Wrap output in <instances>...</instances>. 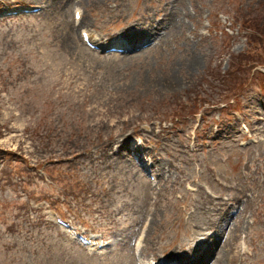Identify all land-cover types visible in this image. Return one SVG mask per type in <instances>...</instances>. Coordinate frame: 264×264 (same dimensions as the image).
I'll use <instances>...</instances> for the list:
<instances>
[{"label": "rangeland", "instance_id": "obj_1", "mask_svg": "<svg viewBox=\"0 0 264 264\" xmlns=\"http://www.w3.org/2000/svg\"><path fill=\"white\" fill-rule=\"evenodd\" d=\"M13 4L45 11L0 19V264H188L236 224L219 264H264V0ZM50 207L117 247L89 254Z\"/></svg>", "mask_w": 264, "mask_h": 264}, {"label": "bare ground", "instance_id": "obj_2", "mask_svg": "<svg viewBox=\"0 0 264 264\" xmlns=\"http://www.w3.org/2000/svg\"><path fill=\"white\" fill-rule=\"evenodd\" d=\"M68 1L71 3V5L73 7L75 5H77V7H78V3L79 4H82L83 1H86V2L96 1L97 2V1H100V0H68ZM79 13L82 16V18L80 19L79 24H85V26H87L88 20H87V17L85 18V16H84L85 10L82 11V13L81 12H79ZM56 15L57 14L54 15V19L57 20L59 18ZM63 16H64V23L65 24L64 23L59 24V26H61L60 27L61 35L65 39L67 38L66 39V42H68V45H73V44H75V41H74V37L73 36L76 35V29H77V26L78 25L76 23L69 22V19L67 18L68 17V14L67 13L64 12L63 15H62V17ZM29 18H31V17H29ZM68 45L66 47H68ZM77 47H79L78 44L75 47L72 46L70 49L68 47V49H66V50L74 51ZM116 55H118V54H116ZM189 64H190V66H193V65L195 66V65H197V62L195 60H193V61L191 60V62H189ZM120 143H122V142H120ZM121 145L124 146V144H121ZM137 149L140 150L139 148H137ZM115 154H116L117 158H123V156H122L123 154H122L121 151H119V152H117ZM125 160H127V161H125V163L127 165H128V162H130L134 166V163L131 160V158L129 159V157H127ZM151 167L154 168L155 166L152 165ZM214 224L219 225L220 222H215ZM216 229H215V232L217 231ZM230 231H231L230 238H229V240L227 239L226 246L224 247V250H222L221 252L220 251L219 252H214V248L218 244H217V240H212L210 243H208V246L204 249V252H203L202 256L199 259H194L193 261H190L188 264H205V260L206 259H212V261L210 262V264H212L213 261H214V264H219L220 263V260L223 259L224 256L228 254V252H234V249H233V246H232V244L234 245V243L232 242V239L235 242L236 237L238 236V233L240 231V226L238 224H236L233 228H231ZM230 246H232V247H230ZM224 252H226L227 254H224ZM213 253H214V255H213ZM170 256L175 259L176 264H186L185 263V259L186 258L182 254L174 255V256L171 254Z\"/></svg>", "mask_w": 264, "mask_h": 264}, {"label": "trees", "instance_id": "obj_3", "mask_svg": "<svg viewBox=\"0 0 264 264\" xmlns=\"http://www.w3.org/2000/svg\"><path fill=\"white\" fill-rule=\"evenodd\" d=\"M245 23L249 25V28L254 29V32H256L257 29L259 28V25H257V24H256V21L253 20V19H247ZM255 30H256V31H255ZM252 31H253V30H252ZM258 31H260V30L258 29ZM254 32H253V33H254ZM260 32H262L261 34L259 33V35H260V39H261V38H264V31H260ZM253 33H252V35H253ZM224 77H225V76H224ZM224 77H223L222 81L225 83V81H224ZM230 81H231V80H230ZM225 84H226V83H225ZM231 84H232L233 87H235V85H234V83H233L232 81H231ZM226 87H227V85H226ZM229 91H230V90H229V88L227 87V88H226V92H229Z\"/></svg>", "mask_w": 264, "mask_h": 264}]
</instances>
